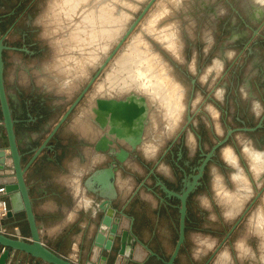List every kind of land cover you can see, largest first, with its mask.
<instances>
[{
    "label": "rangeland",
    "instance_id": "374dc122",
    "mask_svg": "<svg viewBox=\"0 0 264 264\" xmlns=\"http://www.w3.org/2000/svg\"><path fill=\"white\" fill-rule=\"evenodd\" d=\"M17 1L0 0V15L9 11L12 12L11 18H15L17 21L16 27L18 29H26L29 32L30 40L34 41L40 48V52L37 55L21 58L27 64L38 63L47 65L50 60L56 59L55 61L58 65H64L63 69H66L65 65H68L70 70H73L75 73V93L87 81L89 76L98 69L99 63L113 49L119 37L123 35L124 31L148 0H86V2H84L85 0H78V6L76 0H23L21 4H18ZM65 1L67 2L65 3ZM68 3L74 4V6L68 5ZM104 4L107 6H104L106 7L105 9L103 7ZM112 4L115 6H112ZM111 6L116 8L111 9ZM72 7H74L76 14H73ZM100 9L104 10V13L108 15L111 14L110 17L104 14L103 11L100 12ZM66 10L69 16L73 15L69 17ZM70 10L72 11L71 14L69 13ZM83 12H87V15ZM90 12L93 13V17ZM130 12L134 13L131 14ZM81 14L82 18L87 16L88 19L86 17L82 19ZM98 14L101 15L100 20L97 19L100 17ZM103 15L110 21L107 19L103 20ZM74 17L75 20L73 19ZM84 19L87 21L85 22ZM262 20L263 22L258 28V33L253 36L248 44V48L243 49V52L240 53L244 42L251 37L252 29L257 28ZM72 21L78 23H76V27L73 26L75 23H72ZM88 21L92 23H89V25L87 24ZM169 21H173V24L172 22L170 24ZM100 22H103L102 25L104 27L99 24ZM174 23L175 26H173ZM78 25L82 26V28L80 27L81 30H79ZM92 25H94L93 29H91ZM152 25L155 26V29L151 27ZM98 26L100 29H98ZM160 26H165L166 28L169 26L168 29H171L172 35L168 37L175 44L176 50L174 54H171L164 48V40L160 38L163 28L161 29ZM70 27H74V30L71 29V31ZM157 27L158 29H156ZM78 30L82 33L75 32ZM93 30L95 31L96 38L94 35L91 36ZM152 30L159 31L157 33L160 36L154 31L151 32ZM62 31L65 32L63 33ZM73 31L75 33H71ZM89 32H91L90 35ZM152 33L155 35H152ZM13 35L15 37V34ZM72 37H76L78 41L75 40L76 38L72 39ZM79 37H84L83 41L85 40V43L82 39L79 40ZM90 37L92 40L88 41ZM67 40L69 41L67 42ZM74 40L78 43L76 44L78 47L75 46ZM136 41H139V43ZM135 43L139 44L140 49L149 48L150 46V49L157 55V58L161 59L162 63H164L167 70L166 73L170 77L169 79L172 84H174L175 89H178L176 90L179 97L177 106L172 113L169 111L171 114L166 112L167 110L165 109V97L162 94L164 91L162 88L161 90L159 87L155 88L146 75V77H142V75L140 78V82L142 81L141 83L144 84L139 83V81L132 84L133 80H130L132 78L125 77L129 72L127 73V71L123 70V67L129 66L132 60L135 59L134 52L138 49ZM144 43L148 47H145ZM87 44L88 46L86 47ZM82 47L85 48L82 49L83 52L81 51ZM77 48H80V53L76 51L78 50ZM72 53L75 55L73 54V56ZM18 55L20 56L19 53ZM15 57L19 59L18 56ZM75 63H77L78 67H76ZM132 67L134 68V64ZM12 68V63L9 60L8 62L6 61L4 73L5 71L8 73ZM60 69L62 70V68ZM134 73L137 72L134 71L132 75ZM120 77L126 79L127 83H131L130 87L132 89L129 87V90H133L132 86L134 85V90L140 89V91L143 90V92H148V94L150 93L154 96L156 104L162 110L161 113H164L163 116H166L167 113L165 118L169 122L177 121L174 128L165 129L163 132L160 125L154 124L158 118H156V112L154 111L150 115L149 119L153 124L148 128L144 148L139 149V151L142 154L145 152L147 155H152L156 146L158 149L156 154L151 158H144L140 154L139 160L141 164L146 163L150 165L172 139L177 138L179 141V143L173 144L172 150L177 145H183L187 129L192 134L194 140L193 148L191 149H195L197 133L200 135L201 144L203 145L202 149L206 151L216 139H220L225 135L227 127L255 125L260 114L264 112V0H155L129 36L126 37L121 46L103 67L85 93V96H83L76 106V109L68 117L67 121L64 122L65 127L69 128L72 126V118H80V116L78 117V113L81 112L84 113L81 115V120H85L87 117L91 119L90 106L93 104L95 96L119 97L122 92L124 94L129 91L126 88H121L123 79L120 80ZM17 85L29 89V85H21L20 83ZM143 88L148 89V91ZM219 89L221 90V95H218L217 91ZM151 90H157L161 95L159 93L156 95L157 92L154 93ZM44 95L47 100L54 98L51 92L44 93ZM72 97L59 105L50 117V124L57 118L58 113L64 110ZM209 106L213 107L214 113ZM195 107L197 110L194 113ZM188 114L193 115V124L188 123L178 138L177 136L181 128L187 121ZM168 118L174 119L169 120ZM79 122L82 123L83 121ZM96 131V126L92 125V136L94 135L93 132L96 133ZM63 136L65 135H62L61 138ZM246 143L250 147V150L255 151V154L262 153L264 155V120L262 125L253 131L233 132L232 136L216 149L213 161H210L206 168L204 185V188H206L204 190L206 191L202 190L200 192L203 193L195 194L191 198V203L199 204L205 209L204 226L201 228L200 224L197 228H190L192 236L189 231L185 244L186 249L182 250L181 255H211L214 253V249L222 240L225 233L241 213H243L248 203L258 191V186L256 185L258 173L257 168L254 166L255 157L246 152L248 151L245 146L247 145ZM182 147L184 151H187L185 145ZM147 148L150 150H147ZM226 148L233 153L235 161L227 159L224 153ZM133 161L137 170L131 169L130 171L136 180L133 187H136L138 178H142L146 174V170L144 167L141 168L134 159ZM158 168L161 173L170 174L168 165L166 163L165 169V162L163 160L158 165ZM261 171L264 176V168ZM235 172H242L244 174L246 180L249 182V189H251V195L237 205L229 201L225 195L219 193L221 191L218 190L215 183V180H217L223 189L230 192L234 191L238 188V180L234 176ZM155 174L158 175L157 171H155ZM146 177L147 175H145ZM150 181H152V178L148 177L147 182L150 183ZM262 181L263 183L260 188H264V177ZM153 189H158V186ZM133 191L134 194L137 193L136 189H133ZM260 196L261 193L219 248L228 249L229 256L242 255L240 256V259H242L241 264H264V224L261 225L259 223L256 225L257 223H250L251 209L260 202ZM233 204L238 207L233 206ZM237 208H239L238 211ZM206 220L209 221L207 222ZM254 227L257 229H254ZM197 235L209 237L214 240V244L210 246L211 248L202 249L197 240ZM176 236L175 234L172 238V243L174 242L173 240H176ZM241 243L242 245H240ZM246 247H248V250ZM196 249L199 252L201 249L202 253L197 254L198 251ZM218 250L213 255H216ZM149 263L153 264L152 262Z\"/></svg>",
    "mask_w": 264,
    "mask_h": 264
},
{
    "label": "crops",
    "instance_id": "0c3cea01",
    "mask_svg": "<svg viewBox=\"0 0 264 264\" xmlns=\"http://www.w3.org/2000/svg\"><path fill=\"white\" fill-rule=\"evenodd\" d=\"M14 58L15 65L8 73L6 71L4 73L6 88H8L10 80L13 81L14 79L23 84L27 83L28 76L31 74L35 76L38 85L52 89L58 95L66 96L68 99L74 94L75 73L70 70L68 65H65L67 68L63 69L64 65H58L56 59H53L47 65L27 67L20 59ZM78 114L80 118H72L70 129L65 127V123L59 128V135H65L61 140L68 151L60 154L59 149L42 150L24 172V178L29 188L35 221L42 242L71 261L80 264H96L100 248L94 245L92 239L100 215L98 209L100 197L96 192L86 189L83 182L91 173L90 171L107 166L108 161L104 160V153L94 150V146H85L82 142L76 143L75 137L70 135L71 129H73L88 139L94 140L101 133L93 121L92 113L91 119L86 116L85 120H81V115L84 113ZM92 125L96 126L97 130L96 135L93 136ZM3 133L4 129L0 125V146L3 145ZM93 134L95 133L93 132ZM45 135L46 133L37 138L34 144L40 143ZM74 147L78 148L80 154L71 152ZM131 169L137 170L136 165L133 159H127L123 162L122 168L115 171L113 181L115 195L111 205L118 209V212L113 218L119 216V211L124 209L128 216L121 218L119 227L131 228L138 239L148 244L153 251L163 258H168L175 243V240L173 243L171 240L175 234L177 235L179 218L177 203L162 200V194L158 189L152 191L141 189L134 194L133 189L135 187L133 186H135L136 180L130 171ZM8 170L10 169L6 166L0 169V200L6 201L7 208L12 205V200L11 195L3 192V184L13 180V177L4 175ZM234 174L237 176L239 172ZM204 214L205 209L201 205L193 203L188 205L185 241L174 260V264H203L209 256L181 255L182 250L186 249L185 244L190 228H197L200 224V227L203 228ZM2 218L3 223L0 225V232L8 235L20 233L24 239H29V227L22 211L17 212L12 217L2 216ZM189 233L192 236L191 231ZM114 246L117 248L118 244L115 242ZM111 255L115 256L112 264H150L149 262L164 264L156 256L150 255L138 242L133 246L131 257L125 258L114 253V251L111 252ZM215 256L208 264H241L242 260L240 259L242 255H230L228 260L216 262ZM6 264L41 263L39 259L16 250L11 251Z\"/></svg>",
    "mask_w": 264,
    "mask_h": 264
},
{
    "label": "water",
    "instance_id": "95a60500",
    "mask_svg": "<svg viewBox=\"0 0 264 264\" xmlns=\"http://www.w3.org/2000/svg\"><path fill=\"white\" fill-rule=\"evenodd\" d=\"M154 1L155 0H148L137 13L136 17L124 31L123 35L117 41L113 49L110 51L109 55L105 57V59L99 65L89 83H91L93 79L100 73L102 68L107 64L109 59L119 48L120 44L126 39V37L133 30V28ZM262 22L263 20L260 22L257 28L252 29V35L246 42H244L240 53L243 52V49L248 48L249 42L253 36L258 33V28L261 26ZM7 33L8 30L2 31L0 28V125L4 129V133L2 134V137L4 138L3 145L0 146V169H3L6 166L10 169V171H6L4 175L13 177L12 181H7L3 184V192L5 194L11 195L10 198L12 200V205L7 208L5 217H12L17 212L22 211L29 227V239H24L20 233L17 235H8L6 233L0 232V264H6L7 258L11 254V251L16 250L39 259L41 264H80L79 262L71 261L68 258L58 254L42 242L39 229L35 221L32 201L29 195V188L24 178V172L31 162L40 154V152H42V150L48 151L54 149V145L51 140L53 139L56 130L65 120L72 107L85 91L86 87L83 88L81 93L69 105L66 111L60 116V118L40 143L33 144L25 150L21 149V146L15 135V120L11 115V108L5 87L3 51L4 49L8 48V45L5 42ZM146 110L147 105L144 97L141 95L139 96L130 94L127 95L124 100H117L113 98L96 99V107H94V120L98 122L101 127L105 128L107 125L108 127L103 135L96 141L94 149L107 154L108 164L105 167L90 171L91 173L83 182V184L86 186V189L96 192L100 197L98 202L100 215L99 219L97 220V227L92 239L94 245L100 248L99 257L96 264H107V262L112 264L115 260V256L111 255L112 251L118 255H122L125 258L131 257L133 255V246L136 242L140 243L150 255L156 256L164 264H174V260L185 241L187 196L198 183L197 179L202 175L205 165L209 160H212L215 150L224 144L227 139L232 136L233 132L253 131L260 127L264 120L263 112L260 114L257 123L253 126L244 125L227 127L225 135L220 139H216L215 143L211 145L207 152H202L203 157L201 159L200 165L198 166L197 173L192 176V180L190 182H185L184 186L179 190L170 189L167 187L164 181L155 174L153 168L149 170V173H152L156 179V184L162 194L161 199L168 201V199L175 198L178 200L176 208L179 213V218L176 240L168 258H163L157 252L153 251L148 246V244L138 239L131 228L119 227L121 224V218L128 215L124 209H121L119 211V216L113 218V216L118 212V209H115V207L111 205L112 198L115 195V189L113 185L115 171L118 168H121L122 163L128 154L131 153L136 145L141 141V132L143 129ZM192 117L193 115H187V121L179 133H181L187 124L190 123ZM118 139H124L129 145L128 148L119 145L118 149H114L111 146V143L112 141H115L117 144H119ZM199 147L201 150V146ZM27 156H29L28 159H25ZM261 191L262 188L258 189L253 199L244 209L243 213H241L230 229L225 233L222 240L218 243L217 247L214 249V253L229 237L232 230L241 220L245 212L251 207L255 199L260 195ZM2 223L3 218H0V225H2ZM115 242L118 244L117 248L114 246ZM214 253L209 255L203 264H208L213 258Z\"/></svg>",
    "mask_w": 264,
    "mask_h": 264
},
{
    "label": "flooded vegetation",
    "instance_id": "af4514ba",
    "mask_svg": "<svg viewBox=\"0 0 264 264\" xmlns=\"http://www.w3.org/2000/svg\"><path fill=\"white\" fill-rule=\"evenodd\" d=\"M22 1L23 0H18L17 2L18 4H21ZM12 15L13 14L10 11L4 13L3 15H0L1 16V23H0L1 30L2 31L8 30V33L5 37V42L8 45V48L4 49L3 51L4 66H6V61L8 62V60L14 66L15 65L14 57L18 56L21 62L27 67L28 66L40 67L41 64H38V63L27 64L26 61L22 59V58H25L26 56L33 57L37 55L40 52V48L34 43V41L30 40L29 32L26 29H18L16 27L17 21L15 18H11ZM13 34H15V37ZM18 53L20 54V56L18 55ZM28 71L30 72V69ZM94 73L90 75L87 81L84 84H82L80 88L72 95L73 97L66 104L65 106L66 108H64L62 112L58 113L57 118L53 121L52 124L49 123L50 117L55 112V110L59 107V105L63 101H65V99H67L66 96L58 95L52 89L51 90L46 89L42 85H38V83H36L35 81V76H32L31 74L28 76V81L25 84L20 83L15 79L13 81L10 80V84L8 85V88H6L7 97H8L9 105L11 108L12 118L15 120L14 121L15 135H16L17 141L19 142L21 146V149L25 150L29 146H32V144H34L36 139L39 138L42 134L46 133L47 135V133L51 130V128L54 126V124L57 122L60 116L66 111L69 105L81 93L83 88L86 87L85 91L82 93V95L80 96L78 101L75 103V105L72 107L69 114L67 115L65 120L60 124V126L64 122L67 121L68 117L73 113L78 103L81 101L83 96H85V93L87 92V90L90 88L92 82L89 83V81L93 77ZM19 83L21 85H29V89H25L24 87H21V86L19 87L17 85ZM49 92L53 93L54 95V98L51 100H47L46 96L44 95V93H49ZM119 100H124V99H119ZM97 124L99 125L98 122ZM60 126L56 130L53 136V139L51 141L54 145V149H59L60 154H64L66 151H68V148L66 147V145L62 143V140H61L62 135L61 136L59 135ZM192 132L194 133L193 130ZM70 135L75 137L76 143L82 142L85 146H88V145L94 146L96 141L103 135V133L99 135L97 138H95L94 140L88 139L87 137L81 135L76 130L72 131ZM179 136H180V133L178 134L177 137L179 138ZM196 136L197 138H195L196 139L195 149L192 154L189 153L188 147L185 142L183 145L186 146L187 151L183 150L182 144L177 145L172 150V146H174L173 144H175L176 142L179 143L177 138L172 139L168 142V144L160 152V154H158L156 159H154L153 162L150 163V165H147L145 163L147 166L145 164H141L139 160L140 154L144 158H147V157H145L140 151L133 150L131 154L134 160L137 162L138 165H140L141 168L143 167L145 168L146 170L145 175H147L146 178H145V175H143L142 178H138L137 186L134 188L136 189V192L138 193L141 189H143L144 191L146 189H148L149 191L150 190L152 191L153 188H156L157 186L156 179L152 175V173H149V170L151 168H153L154 171H157L158 176L164 181V183L170 189L179 190L180 188L184 186L185 182H190L192 180V176L198 171V166L200 165L201 159L203 157L202 152H207L210 149L208 148L206 151H204L203 149L200 150L199 146L203 148V145L201 144L202 142L200 139V135L196 133ZM119 145H122V144H119ZM122 146H125V145H122ZM71 152H74V153L76 152L77 154H80L78 153L80 151L76 147H74L73 151L71 150ZM104 154H105L104 160L108 161L107 154L106 153ZM214 156L215 154L212 156V160H209L207 162V164L205 165L203 169L202 175L197 179L198 183L196 184L195 188L188 194L187 200H186L187 207L189 204H191V198L193 195L199 194V193L201 194L203 192H200V191L206 189L204 188L206 168H207L208 163L210 161H213ZM162 160L165 163H167L170 176H167L164 173H161L156 168L157 163ZM148 177L152 178V181H150V183L147 182ZM168 202L169 203L176 202L178 204V200L175 198L168 199Z\"/></svg>",
    "mask_w": 264,
    "mask_h": 264
},
{
    "label": "bare ground",
    "instance_id": "6f19581e",
    "mask_svg": "<svg viewBox=\"0 0 264 264\" xmlns=\"http://www.w3.org/2000/svg\"><path fill=\"white\" fill-rule=\"evenodd\" d=\"M77 1V2H76ZM75 2H76V4L79 2L78 0H76ZM67 1H65V3H66ZM68 2H72V1H68ZM82 3H84V2H86V0L83 2V1H81ZM89 3V2H88ZM112 3V2H111ZM70 3H68V5H69ZM75 4V5H76ZM101 4H103V3H101ZM70 5H72V6H74V4H70ZM79 4H77V6H78ZM104 6H106V4H104L103 5V7ZM112 6H115L114 4H112ZM111 6V9L112 8H116V7H112ZM71 7V6H70ZM107 7V6H106ZM106 7H104V9L106 8ZM69 8V7H68ZM73 8V14L76 12H74V7H72ZM77 8V7H76ZM99 8V7H98ZM100 8H102V7H100ZM110 8V7H109ZM109 8H107V9H109ZM72 10V9H71ZM69 11V13L71 14V12L72 11ZM78 10V9H77ZM90 10H91V8H90ZM89 10V11H90ZM99 10V9H98ZM110 10V9H109ZM92 11H93V9H92ZM94 11H95V8H94ZM93 11V12H94ZM101 11H103V13H104V10H102V9H100V12ZM68 11L66 10V13H67ZM115 12V11H114ZM83 13H87V12H83ZM82 13V14H83ZM91 14H92V17H93V13L92 12H90ZM112 13V12H111ZM131 13V12H130ZM134 12H132L131 14H133ZM68 14V13H67ZM66 14V15H67ZM72 14V15H73ZM76 14V13H75ZM82 14H81V18H82ZM102 14V13H101ZM104 14H106V13H104ZM110 14V13H109ZM113 14V13H112ZM72 15H70L69 16V14H68V16L69 17H71ZM84 15V14H83ZM87 15V14H86ZM98 15H100V14H98ZM106 15H108V14H106ZM105 15V16H106ZM111 15V14H110ZM110 15H108L109 17H110ZM95 16V15H94ZM79 17H80V15H79ZM84 17H86V19H88L87 18V16H84ZM83 17V18H84ZM96 17V16H95ZM99 17V16H98ZM103 17H104V15H103ZM102 17V18H103ZM108 17V18H109ZM116 17H117V15H116ZM115 16H114V18H116ZM82 18V19H83ZM100 18H101V15H100V17L99 18H97V19H99L100 20ZM69 19H71V18H69ZM74 20H75V17L73 18ZM72 19V20H73ZM105 19H107V18H103V20H105ZM111 19V18H110ZM81 20V19H80ZM99 20H98V22H99ZM107 20H109V19H107ZM112 20H114L113 18H112ZM172 20V19H171ZM77 21V20H76ZM84 21H85V19H84ZM83 21V22H84ZM87 21V20H86ZM85 21V22H86ZM90 21V20H89ZM88 21V23L87 24H89L90 22ZM92 21V20H91ZM110 21V20H109ZM167 22H168V20H167ZM166 22V23H167ZM170 22V21H169ZM172 22V24H173V21H171ZM171 22H170V24H171ZM71 23V22H70ZM72 23H75V22H73L72 21ZM71 23V24H72ZM77 23V22H76ZM76 23H75V25L73 24V26H75L76 27ZM92 23V22H91ZM90 23V24H91ZM94 23V22H93ZM103 23V22H102ZM102 23L100 22L99 24H101L102 25ZM176 23V22H175ZM175 23H174V25L173 26H175ZM78 24V23H77ZM89 24V25H90ZM85 25H86V23H85ZM84 25V26H85ZM88 25V26H89ZM101 25H99L100 27H101ZM137 25V24H136ZM167 25H169V24H167ZM79 26V25H78ZM93 26L94 25H92V28L91 29H93ZM96 26V25H95ZM99 26H98V29H100L99 28ZM172 26V25H171ZM171 26H170V28H171ZM80 27L82 28V26H79V30H81L80 29ZM102 27H104V25H102ZM101 27V28H102ZM153 29H155V26H151ZM165 27V26H164ZM163 26H160V28L162 29L163 28V30H161V33H163V34H161L160 33V35H161V39L162 40H164V48L167 50V51H169L171 54H174V52H175V44H174V42L171 40V38H169L168 36H171L172 35V33H171V29H168L169 28V26L166 28H164ZM94 28H96V27H94ZM135 28V27H134ZM133 28V29H134ZM74 30V27L73 28H71L70 27V30ZM77 29H78V27H77ZM84 29V28H83ZM82 29V30H83ZM90 29V30H91ZM98 29H97V31H98ZM156 29H158V27L156 28ZM174 29V28H173ZM175 29H177V27H175ZM71 30V31H72ZM75 30H76V28H75ZM75 31V32H81V31ZM89 30V31H90ZM95 30V29H94ZM93 30V31H94ZM84 31H86L85 29H84ZM83 31V32H84ZM93 31H92V33L91 32H89V35H90V33H91V36L92 35H94V37H95V31H94V34H93ZM155 32V33H157V32H159V31H157L156 32V30H152L151 32ZM63 32V31H62ZM65 32V31H64ZM63 32V33H64ZM74 31L73 32H71V33H75ZM132 32V31H131ZM130 32V33H131ZM173 32V31H172ZM77 33V34H78ZM82 33V32H81ZM86 33V32H85ZM101 33H102V30H101ZM129 33V34H130ZM74 35H76V34H74ZM79 35V34H78ZM88 35V34H87ZM152 35H155L154 33H152ZM157 35L158 36H160L158 33H157ZM71 36H72V34H71ZM85 36V35H84ZM97 36V35H96ZM129 36V35H128ZM127 36V37H128ZM121 37V36H120ZM120 37H119V39H120ZM76 38V37H75ZM74 37H72V39H75ZM77 38H78V36H77ZM75 39V40H77L78 41V39ZM80 38V37H79ZM96 38V37H95ZM157 38V37H156ZM69 39V38H68ZM70 39H71V37H70ZM82 39V41H83V39H84V37L82 38H80L79 40H81ZM94 39V38H93ZM118 39V40H119ZM74 40V41H75ZM90 40H92L91 39V37H90V39L88 40V41H90ZM117 40V41H118ZM160 40V39H159ZM166 40H168V41H166ZM69 40H67V42H68ZM85 41V40H84ZM83 41V42H84ZM144 41V40H143ZM81 42V41H80ZM82 42V43H83ZM136 42H138L139 43V41H136ZM144 42H146V41H144ZM85 43V42H84ZM91 43V42H90ZM117 43V42H116ZM123 43V42H122ZM121 43V44H122ZM70 44H71V42H70ZM69 44V45H70ZM76 44H78V43H76V41H75V46H76ZM121 44H120V46H121ZM136 44V46H137V51L136 52H134V56H135V59L134 60H132V62H131V64L128 66L127 65V67H123V70H125V71H127V76H125V77H130V78H132V79H130V80H133L132 81V84L133 83H135V82H137V81H139V83H141L140 82V78H141V76L142 77H148L149 79H150V83H152L153 85H154V87L155 88H157V87H159L160 88V90H161V88H162V90L164 91V92H162V94H164V97H165V109L167 110H165L166 112H168L169 114H171L172 113V111L174 110V108H176V106H177V102H178V94L176 93V90H178V89H175V87H174V84H172V82L170 81V77L168 76V74L166 73V67H165V65H164V63H162V61H161V59L159 60V58H157V55L155 54V53H153V51L150 49V46H149V48H145V49H140V47L137 45V43H135ZM141 44V43H140ZM145 44V45H144ZM143 45L146 47L147 45H146V43H144ZM148 44V43H147ZM82 45H84V44H82ZM81 45V46H82ZM90 45V44H89ZM74 46V45H73ZM72 46V47H73ZM88 46V44L86 45V47ZM119 46V47H120ZM76 47H78V46H76ZM80 47V46H79ZM148 47V46H147ZM69 48H71V47H69ZM68 48V49H69ZM72 49V48H71ZM73 49H76V48H73ZM78 49V48H77ZM80 49V48H79ZM76 50L77 52L79 51V53H80V50ZM82 49H85V48H81V51H82ZM72 52V51H71ZM73 52H74V50H73ZM83 52V51H82ZM110 53V52H109ZM109 53L105 56V57H107L108 55H109ZM74 53H72V55H73ZM75 55V54H74ZM73 55V56H74ZM77 55V54H76ZM79 55V54H78ZM114 55V54H113ZM177 55V54H176ZM105 57H104V59H105ZM79 58V57H78ZM75 59V58H74ZM103 59V60H104ZM73 60V59H72ZM76 60V59H75ZM102 60V61H103ZM77 62H78V60H76ZM102 61L99 63V65L102 63ZM73 62H75V61H73ZM70 64H71V62H70ZM76 64V67H78L77 66V63H75ZM133 64H134V68L132 67L133 66ZM74 65V64H73ZM98 65V66H99ZM75 66V65H74ZM103 69V68H102ZM134 71H136L137 73H134V75H132L133 74V72ZM101 72V71H100ZM123 73V72H122ZM129 74H130V76H129ZM99 75V74H98ZM97 75V76H98ZM146 75V76H145ZM97 76H96V78H97ZM123 78H124V76H122ZM137 77V79H135ZM95 78V79H96ZM123 78H119L120 80L121 79H123ZM94 79V80H95ZM75 80H76V77H75ZM94 80L92 81V83L94 82ZM136 80V81H135ZM118 83H119V81H118ZM117 83V84H118ZM116 84V85H117ZM122 86H121V88L123 89V88H126V89H128L131 85V83H127V81H126V79H123L122 80ZM129 84V85H128ZM141 84H144V83H141ZM119 85V84H118ZM151 85V84H150ZM152 85V86H153ZM120 86H118L119 88H120ZM135 86H137V85H135ZM143 87H144V85H142ZM117 87V88H118ZM133 87V90H129V91H127V92H125L124 94H122L123 92V90L120 92L121 93V95L119 96L118 95V93H117V95L119 96V97H115V96H100V95H97V96H95V98H94V101H93V104L90 106V112L92 113V115H93V121L95 122V120H94V116H95V112H94V107H96V99L97 98H113V99H124L127 95H130V94H135V95H141V96H143L144 97V99H145V102H146V105H147V110H146V113H145V119H144V122H143V129H142V132H141V141L136 145V147L134 148V150H138L139 151V149H141V148H144V146H145V141H146V135H147V132H148V128H149V126H152V124L153 123H151L150 122V119H149V117H150V115H152V113L155 111L156 112V120H157V123H154V124H156V125H160V128L162 129V131L164 132V130L165 129H172V128H174V126L177 124V121H174V122H169L165 117L167 116V113H166V116H163V114L161 113V108L159 107V105L158 104H156V102H155V97L154 96H152L150 93L148 94V92L147 93H145V92H143V90L142 91H140V89L138 90V89H136V90H134V85L132 86ZM131 88V87H130ZM140 88V87H139ZM152 88V87H151ZM132 89V88H131ZM143 89H145V88H143ZM145 90H147L148 91V89H145ZM144 90V91H145ZM118 91V90H117ZM116 91V92H117ZM151 91H153L154 93L155 92H157V90L156 91H154V90H151ZM119 92V91H118ZM218 95H221V90L219 89L218 91ZM152 93V92H151ZM158 93L159 92H157V94L156 95H158ZM153 94V93H152ZM160 94V93H159ZM155 95V94H154ZM161 95V94H160ZM163 96V95H162ZM161 97V96H160ZM159 98V97H158ZM159 99H161V98H159ZM163 99V98H162ZM160 101V100H159ZM158 101V102H159ZM160 103V102H159ZM164 107V106H163ZM162 107V108H163ZM210 108H211V110H212V112L214 113V110H213V107L212 106H209ZM196 110H197V108L195 107V109L193 110V112L195 113L196 112ZM169 111H171V113L169 112ZM175 111V110H174ZM163 112H164V110H163ZM80 114H82V112L80 113ZM157 114H158V116H157ZM173 115L174 116H176V114H174L173 113ZM170 117H171V115H170ZM193 118L194 117H192V119H191V123L193 124ZM169 120H171V119H174V118H168ZM95 124L97 125V128L98 129H100L101 130V133H100V135L102 134V133H104L105 131H106V129H107V127H108V125L105 127V128H103V127H101L100 125H98L97 124V122H95ZM236 132H238V131H236ZM94 135H96V133L94 134ZM163 139H164V134H163ZM118 143L119 144H122V145H125L127 148H128V143H126L125 142V140L124 139H118ZM193 142H194V140H193V137H192V134L191 133H189V130L187 129L186 130V132H185V143H186V145L188 146V144H189V146H190V148H189V146H188V151H189V153L190 154H192L193 153V151H194V149H191V148H193ZM119 144H117L115 141H112V143H111V146L114 148V149H118V146H119ZM149 144V143H148ZM147 144V145H148ZM153 144V143H152ZM245 144V143H244ZM247 144V143H246ZM150 145H151V143H150ZM246 147H247V150L248 151H246V152H249L250 153V155H252L253 157H255V167L257 168V181H256V185L260 188L261 187V185H262V183H263V181H262V179H263V175H262V169L264 168V155L262 154V153H256L255 154V151H253V150H250V147L248 146V144L247 145H245ZM149 147V146H148ZM152 147H153V145H152ZM151 148V147H150ZM157 149H158V147L156 146V148H155V151H154V153L152 154V155H147L145 152H143V155L145 156V157H147V158H149V157H152V156H154L155 155V153H156V151H157ZM95 150V149H94ZM147 150H150L149 148H147ZM95 151H97V152H101V151H98V150H95ZM143 151V150H142ZM102 153H104V152H102ZM225 156L227 157V159L229 160V161H235V156L233 155V153L228 149V148H226V150H225ZM251 157V156H250ZM127 159H134L133 158V156H132V154L131 153H129L128 154V156L126 157V159L125 160H127ZM124 160V161H125ZM7 161H9V160H7ZM160 162L161 161H159L158 163H157V169H158V171H160L159 170V168H158V165L160 164ZM8 171H10V170H8ZM161 172V171H160ZM261 173V174H260ZM237 175V174H236ZM7 176V175H6ZM235 176V175H234ZM12 177V176H11ZM236 178H237V180H238V188L237 189H235L234 191H232V192H230V191H227V190H225V189H223L222 188V186H221V184L217 181V180H215V183L217 184V188H218V190H220L221 192H219V193H222L223 195H225L226 197H227V199L229 200V201H231L232 203H236V205L239 203V202H241L242 200L244 201V199H247L250 195H251V189H249V182L246 180V178H245V176H244V174L242 173V172H239V175H237L236 176ZM257 187V189H259ZM217 191V190H216ZM220 196H222V195H220ZM223 197V196H222ZM226 202H227V200H226ZM230 203V202H229ZM243 204V203H242ZM235 204H233V206H235V207H238V206H236ZM0 207H2L1 208V212H2V214L4 213H6V211H7V208L6 209H3V206L2 205H0ZM242 207V206H241ZM235 209V208H234ZM238 209L239 208H237V211H238ZM229 210V209H228ZM231 211V210H230ZM0 212V213H1ZM249 222V221H248ZM250 223H252V224H256V225H258L259 223L262 225V224H264V188H262V192H261V196H260V202L255 206V207H253L252 209H251V214H250ZM249 225V224H248ZM248 227V226H247ZM257 227V226H256ZM260 227V226H259ZM258 227V228H259ZM252 228V227H251ZM248 229V228H247ZM254 229H257V228H255L254 227ZM249 230V229H248ZM251 230V229H250ZM253 231H255V230H253ZM261 231V230H260ZM262 232V231H261ZM263 233V232H262ZM263 235H264V233H263ZM197 240L199 241V243H200V246L202 247V249L203 248H209L210 246H212L214 243H213V241L214 240H212V239H210L209 237H204V236H202V235H197ZM243 241V240H242ZM240 243V242H239ZM238 243V244H239ZM244 243V242H243ZM237 244V245H238ZM246 244V243H245ZM244 244V245H245ZM240 245H242V243L240 244ZM243 245V246H244ZM199 246V245H198ZM243 246H241V247H243ZM247 246V245H246ZM224 247V246H223ZM245 247V246H244ZM197 248V247H196ZM211 248V247H210ZM220 248V247H219ZM218 248V249H219ZM229 248V247H228ZM247 248V250H248V247H246ZM198 249V248H197ZM196 249V250H197ZM217 249V250H218ZM245 249V248H244ZM249 249H250V246H249ZM227 250L228 249H224V248H221V249H219L218 250V252H217V254H216V258H215V261L216 262H223V261H225V260H228L229 258H230V256H229V254H228V252H227ZM246 250V249H245ZM244 250V251H245ZM198 251V250H197ZM229 251V250H228ZM251 251V250H250ZM196 253V252H195ZM199 253H202V251H201V249H200V252L198 251V253L197 254H199ZM246 253V252H245ZM249 253V252H248ZM251 253H253V252H251ZM201 255V254H200ZM264 255V254H263ZM214 261V262H215Z\"/></svg>",
    "mask_w": 264,
    "mask_h": 264
},
{
    "label": "built area",
    "instance_id": "2783aa9c",
    "mask_svg": "<svg viewBox=\"0 0 264 264\" xmlns=\"http://www.w3.org/2000/svg\"><path fill=\"white\" fill-rule=\"evenodd\" d=\"M0 205H2L4 209L7 208V204H6V201L4 199L0 200ZM2 216H5V214L4 213L0 214V218H2Z\"/></svg>",
    "mask_w": 264,
    "mask_h": 264
}]
</instances>
